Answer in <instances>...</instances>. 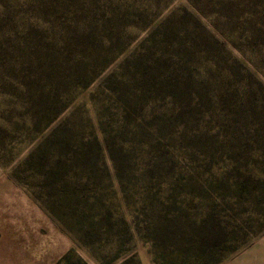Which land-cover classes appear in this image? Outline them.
I'll return each instance as SVG.
<instances>
[{"label":"rangeland","instance_id":"obj_1","mask_svg":"<svg viewBox=\"0 0 264 264\" xmlns=\"http://www.w3.org/2000/svg\"><path fill=\"white\" fill-rule=\"evenodd\" d=\"M0 264H264V0H0Z\"/></svg>","mask_w":264,"mask_h":264},{"label":"trees","instance_id":"obj_2","mask_svg":"<svg viewBox=\"0 0 264 264\" xmlns=\"http://www.w3.org/2000/svg\"><path fill=\"white\" fill-rule=\"evenodd\" d=\"M67 256H68V254L65 255V257H63V259L61 260V262L64 261L67 258Z\"/></svg>","mask_w":264,"mask_h":264}]
</instances>
